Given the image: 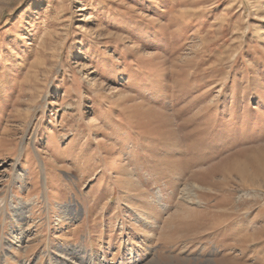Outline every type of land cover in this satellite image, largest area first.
<instances>
[{"label":"rangeland","instance_id":"374dc122","mask_svg":"<svg viewBox=\"0 0 264 264\" xmlns=\"http://www.w3.org/2000/svg\"><path fill=\"white\" fill-rule=\"evenodd\" d=\"M0 264H264V0H0Z\"/></svg>","mask_w":264,"mask_h":264},{"label":"bare ground","instance_id":"6f19581e","mask_svg":"<svg viewBox=\"0 0 264 264\" xmlns=\"http://www.w3.org/2000/svg\"><path fill=\"white\" fill-rule=\"evenodd\" d=\"M255 162H253V164H254ZM240 169L242 170V167L240 166ZM237 173H240V172H237ZM242 173V172H241Z\"/></svg>","mask_w":264,"mask_h":264}]
</instances>
